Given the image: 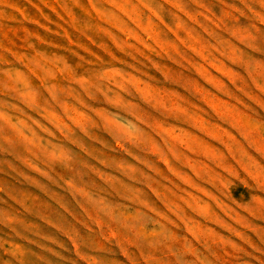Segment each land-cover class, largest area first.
I'll return each mask as SVG.
<instances>
[{
	"label": "rangeland",
	"instance_id": "1",
	"mask_svg": "<svg viewBox=\"0 0 264 264\" xmlns=\"http://www.w3.org/2000/svg\"><path fill=\"white\" fill-rule=\"evenodd\" d=\"M0 264H264V0H0Z\"/></svg>",
	"mask_w": 264,
	"mask_h": 264
}]
</instances>
